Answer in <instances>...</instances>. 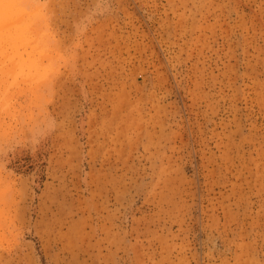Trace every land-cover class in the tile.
<instances>
[{
  "label": "rangeland",
  "instance_id": "obj_1",
  "mask_svg": "<svg viewBox=\"0 0 264 264\" xmlns=\"http://www.w3.org/2000/svg\"><path fill=\"white\" fill-rule=\"evenodd\" d=\"M0 2V264H264V0Z\"/></svg>",
  "mask_w": 264,
  "mask_h": 264
},
{
  "label": "bare ground",
  "instance_id": "obj_2",
  "mask_svg": "<svg viewBox=\"0 0 264 264\" xmlns=\"http://www.w3.org/2000/svg\"><path fill=\"white\" fill-rule=\"evenodd\" d=\"M105 1H107L109 3L112 2V0H105ZM2 6L3 5H1L0 7H2ZM111 7L112 6H110V8ZM6 25H7L6 13L3 10V8H0V66L3 69V71L0 73V100H1V102L5 101V97L4 96H7L9 98L12 95L11 91L13 89V88L9 87V85H7V79L5 78V76L7 77L8 75H11L12 77L13 76H15V77H17V76L23 77L24 74L26 73L25 72L26 69L29 70V74H32L31 66L29 65V63L27 61L24 60L25 59L24 52H20V50L18 48L16 49V52L18 53V56H19L21 62H16L15 60L13 61V59H10V56H9L10 47H8V45L5 46L3 44L5 39H3V36H2V33H1L3 27L6 26ZM8 26H10V24ZM17 69H18V73H16Z\"/></svg>",
  "mask_w": 264,
  "mask_h": 264
}]
</instances>
